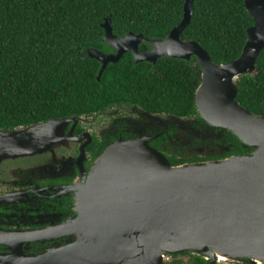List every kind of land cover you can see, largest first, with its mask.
Returning a JSON list of instances; mask_svg holds the SVG:
<instances>
[{"label": "water", "instance_id": "water-1", "mask_svg": "<svg viewBox=\"0 0 264 264\" xmlns=\"http://www.w3.org/2000/svg\"><path fill=\"white\" fill-rule=\"evenodd\" d=\"M193 2L184 1L181 21L164 39L131 32L117 38L107 17L102 39L115 54H84L100 63L98 81L124 53L136 63L194 57L201 68L194 98L201 120L220 136L230 132L251 151L173 166L145 137L118 141L104 149L78 187L76 215L64 229L67 243L26 252L27 233L3 231L0 264H164L166 257L183 253L203 256L207 264H264V118L235 100L237 79L253 72L264 49V0L243 1L252 25L238 58L225 64L213 63L196 41L180 39ZM140 43L152 50L139 54ZM74 121L50 119L0 131V160L51 149L54 131L59 136Z\"/></svg>", "mask_w": 264, "mask_h": 264}, {"label": "trees", "instance_id": "trees-1", "mask_svg": "<svg viewBox=\"0 0 264 264\" xmlns=\"http://www.w3.org/2000/svg\"><path fill=\"white\" fill-rule=\"evenodd\" d=\"M185 0H0V130H13L128 101L151 112L187 116L195 110L201 68L192 57L161 59L154 69L126 54L98 81L99 62L84 54L104 51L102 23L112 33L164 39L182 19ZM244 0H194L182 41H196L215 64L240 55L252 25ZM141 43L139 47H145ZM156 72L152 75V71ZM192 72V74L190 72ZM197 71V72H196ZM236 102L264 118V49L254 70L237 79ZM231 154L249 153L229 133ZM185 264H207L203 256ZM164 264H184L176 260Z\"/></svg>", "mask_w": 264, "mask_h": 264}, {"label": "flooded vegetation", "instance_id": "flooded-vegetation-1", "mask_svg": "<svg viewBox=\"0 0 264 264\" xmlns=\"http://www.w3.org/2000/svg\"><path fill=\"white\" fill-rule=\"evenodd\" d=\"M139 46V54L152 50L149 44ZM101 52L115 54L109 45ZM126 54L130 55L133 64L144 63L150 70L161 59L169 58L162 56L154 63H136L131 53H124L121 58ZM188 61L189 68L195 66ZM63 118L75 121L63 126V134L59 136L54 131L49 144L51 149L0 160V232L27 233L28 241L23 243L26 252L67 243L64 229L75 218L78 187L87 181L104 149L118 141L145 137L148 145L173 166L223 160L236 155L231 154L230 132L220 136L217 129L201 120L196 109L190 115L179 116L164 111L151 112L138 104L122 101ZM226 148L230 149L228 153ZM173 256H168L167 262L173 261ZM183 257L186 259L181 260ZM191 258L180 254L176 260L185 264ZM239 264L250 262L245 260Z\"/></svg>", "mask_w": 264, "mask_h": 264}, {"label": "rangeland", "instance_id": "rangeland-1", "mask_svg": "<svg viewBox=\"0 0 264 264\" xmlns=\"http://www.w3.org/2000/svg\"><path fill=\"white\" fill-rule=\"evenodd\" d=\"M186 259V257H183V258H181V260H183V259ZM216 264H239V263H237V262H226V261H219V262H217Z\"/></svg>", "mask_w": 264, "mask_h": 264}, {"label": "built area", "instance_id": "built-area-1", "mask_svg": "<svg viewBox=\"0 0 264 264\" xmlns=\"http://www.w3.org/2000/svg\"><path fill=\"white\" fill-rule=\"evenodd\" d=\"M167 260H168V257L165 258V261H167Z\"/></svg>", "mask_w": 264, "mask_h": 264}, {"label": "bare ground", "instance_id": "bare-ground-1", "mask_svg": "<svg viewBox=\"0 0 264 264\" xmlns=\"http://www.w3.org/2000/svg\"><path fill=\"white\" fill-rule=\"evenodd\" d=\"M221 261H223V260H221Z\"/></svg>", "mask_w": 264, "mask_h": 264}]
</instances>
